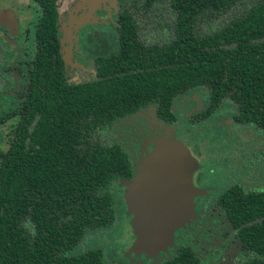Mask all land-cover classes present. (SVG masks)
<instances>
[{"label": "trees", "instance_id": "obj_1", "mask_svg": "<svg viewBox=\"0 0 264 264\" xmlns=\"http://www.w3.org/2000/svg\"><path fill=\"white\" fill-rule=\"evenodd\" d=\"M34 1L27 92L0 154V264H105L87 242L115 224L112 186L131 173L112 138L116 121L151 107L176 125L178 96L196 89L208 96L204 116L227 99L235 121L264 130V0H117L112 35L91 37L95 77L74 84L59 53L56 0ZM220 201L245 264H264V189L229 187ZM196 262L176 246L156 264Z\"/></svg>", "mask_w": 264, "mask_h": 264}, {"label": "flooded vegetation", "instance_id": "obj_2", "mask_svg": "<svg viewBox=\"0 0 264 264\" xmlns=\"http://www.w3.org/2000/svg\"><path fill=\"white\" fill-rule=\"evenodd\" d=\"M28 1L30 3H34V5L39 10V14L34 21L32 28L34 55V32L37 19L40 15V8L34 0ZM109 1L110 7L106 6L105 3L103 5L100 3H94L95 0H80L78 5H76V1H72L73 6L68 7V10H65L64 14H62L60 18L58 1L56 0V35L59 44V53L63 62L64 75L66 81L69 84L90 80L96 75V59L94 56L95 47L91 37L92 34L95 32L99 33L100 31H109V34H111L112 29L115 26L116 7L118 4L117 0ZM21 2L22 0H0V95L8 92L11 88V80H9L7 76V69H9V67L12 68L13 63L7 65L11 62L10 60L6 64L5 52L7 54L9 51H14L12 49L13 43H11V39H9V37L16 33L14 29L19 30V23L23 22V15L21 14L23 6L20 4ZM81 3H83L82 6H80ZM11 14L14 16V18ZM77 16L82 17V21L70 24V21ZM15 22L16 24H14ZM88 27L91 29V33L87 31L89 29ZM6 34L8 35V38L6 37ZM87 37L90 39V41L86 39ZM63 47L67 49L66 52H64ZM7 58H9L8 55ZM31 61L32 59L26 60V62H24L25 64L29 65L28 75L26 77V92L28 87ZM72 68L77 69V74H68V71L72 70ZM83 69L85 73L87 72L86 76L81 79L74 80L73 77L79 78V75H82L81 73ZM13 76L16 77L15 74H13ZM24 95L18 98V102H20ZM178 97L179 98L175 103L178 104V102H180V104L178 106L176 105V113L181 109H185L184 107L180 108L181 104L184 102L189 105V108L185 109L183 117H181L179 113V116L176 118V121H178L176 125H174V123L168 124L167 122L162 121L160 118H157L154 115V111L151 107L146 109L143 108L135 114L116 121L112 125L113 141L116 139L117 141L115 142H117V144H119L126 152L131 167L130 175L125 179L116 181L114 184H117L119 187L118 190L120 191L119 196L121 199L120 203L126 209V205L122 198L123 186L120 184V182L129 180L133 177L137 167L140 164V156H143L151 149L155 139L164 136L179 140L188 148L191 156L197 161L198 164L191 177L192 185L198 190L192 199L193 212L190 215L188 221L185 222L182 227L174 230L172 244L167 246L164 250H158L150 254L132 250L130 245V243L133 241L131 228L128 233V236L130 234L129 237H131V241L127 245L130 248L127 247L129 250L126 248L123 250L122 254V257L126 258L125 263H112L108 260L107 255H104L103 250L95 248L94 250H99L102 254L101 258L105 264H142V258L149 260V263L146 264H156V262L158 263L160 260H164L173 256L174 248L176 246L187 247L197 259L195 264H199L201 262V258L190 246L175 243L177 240L176 233L185 228H192L193 225L197 226L200 224L204 217L208 213L212 212L216 206L223 211L231 233L236 237L239 244L238 252L232 264H245L246 254H244L245 250L242 247V242L240 238L234 233L233 227L227 219L225 208L220 199L222 194L225 193L229 187H234V190L238 189L242 193L248 191L261 192L264 189V184L255 187L251 186L249 188L245 187L247 181L244 177L245 170L243 164L245 159V151L246 149L248 151V149L252 147L254 141L250 136L248 139H246V128L251 127L257 130L259 133H264V130L249 124H245L238 120L235 121L233 119L234 114L232 113L233 108L230 107L229 109L227 104L231 103L228 102L227 99H222L221 102L212 111H210L207 116H204L205 111L210 106L208 104V96H206V91L190 89L189 91L180 94ZM191 120H193L195 123L193 124ZM183 122H185L187 126L182 129V132L175 131L174 128H172L174 126L177 128V126ZM204 126H211V132L214 126L215 129L213 130V133H221L222 135L224 134L226 140L229 141L224 142L223 140H220V143L223 145V149L215 148L212 154L208 153L209 161L207 163H204L202 158L206 156V152L204 151L206 142L204 141H206L205 139L209 137L204 134L199 139H193V136H188L186 134L191 128L197 129ZM118 190L116 188V192ZM115 203L116 202L114 200V205ZM115 209L117 217L118 209L116 208V205ZM129 216L131 218L130 214Z\"/></svg>", "mask_w": 264, "mask_h": 264}, {"label": "rangeland", "instance_id": "obj_3", "mask_svg": "<svg viewBox=\"0 0 264 264\" xmlns=\"http://www.w3.org/2000/svg\"><path fill=\"white\" fill-rule=\"evenodd\" d=\"M57 1L61 18L65 10L67 11L68 7L73 6L72 1H76L75 3L78 5L80 0ZM94 3H100L101 5L105 3L106 6L110 7L109 0H95ZM20 4L23 6L21 12L23 15V22L19 23V30L14 29L16 32L15 34H12V36L9 35V39H11V43H13L12 49L14 51H9L7 54L5 52L6 64L11 60L7 65L12 63L13 65L12 68L9 67V69H7V76L9 80H11V88L8 92L0 95V118L9 114L3 121H0V154L5 153L14 133L18 114L12 113V111L16 110L18 106V98L26 93V77L28 75L29 65L24 62H26V60H31L33 57L32 28L39 14V10L34 3H30L28 0H22ZM82 4L83 3H81L80 6H82ZM81 21L82 17L77 16L70 21V24ZM16 22L14 24H16ZM6 37L8 38L7 34ZM63 49L64 52L67 51L66 48L63 47ZM7 55L9 58H7ZM70 73L77 74V69L72 68V70L68 71V74ZM13 74H15L16 77H14ZM81 74L79 78L73 77L74 80L83 78L86 76L87 72L85 73L83 69ZM179 104L180 102H178L177 106ZM183 107L188 109L189 105L184 102L181 104L180 108ZM185 109L179 111L181 117H183ZM172 128H174L175 131H183L181 126H177V128L174 126ZM214 129L215 127L213 126V130ZM213 130L211 132V126H204L197 129L191 128L189 132L186 133L188 136H193V139H199L204 134L209 137L204 141L206 142L204 147L206 156L202 158L204 163L209 161L208 153L212 154L215 148L223 149L220 140L229 142L226 140L224 134H215ZM245 132L247 135L246 139L250 136L254 140L252 147L248 149V151L246 149L245 159L243 161L245 170L244 177L247 181L245 187L249 188L251 186L255 187L264 184V133H259L251 127L246 128ZM116 188L118 190L119 187L117 184H114L111 190L112 196L116 202V208L118 209L115 225L109 229L89 234L87 245L103 250L104 255L106 254L108 260L112 263H125L126 258H123L122 254L123 250L128 247L127 245L131 241V237H129L130 234L128 236L130 231V216L120 203V191L118 190L116 192ZM176 239V244L188 245L195 251L201 258L199 264H232L239 248L238 241L236 237L232 235L223 211L217 206L212 212L208 213L197 226L193 225L192 228H185L178 231L176 233ZM142 259V264L149 263V260L146 258Z\"/></svg>", "mask_w": 264, "mask_h": 264}, {"label": "water", "instance_id": "obj_4", "mask_svg": "<svg viewBox=\"0 0 264 264\" xmlns=\"http://www.w3.org/2000/svg\"><path fill=\"white\" fill-rule=\"evenodd\" d=\"M139 159L133 177L120 184L131 215V249L150 254L170 246L174 230L192 214L198 190L191 177L198 164L182 142L164 136Z\"/></svg>", "mask_w": 264, "mask_h": 264}]
</instances>
